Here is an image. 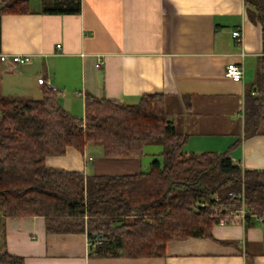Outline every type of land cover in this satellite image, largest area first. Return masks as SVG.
Instances as JSON below:
<instances>
[{
	"label": "crops",
	"instance_id": "crops-1",
	"mask_svg": "<svg viewBox=\"0 0 264 264\" xmlns=\"http://www.w3.org/2000/svg\"><path fill=\"white\" fill-rule=\"evenodd\" d=\"M40 1L31 0L28 14L0 16L3 94L39 98L45 79L67 111L83 116L88 95L135 102L161 93L177 132L188 137L185 152L230 150L242 168L264 169V134L244 136L245 97L264 54L262 26L249 19L244 0H82L77 14L40 13ZM238 29L242 42L233 35ZM17 54L31 60L18 65ZM229 63L243 65L241 81L225 75ZM92 148H69L46 165L114 175L149 166L143 157H93ZM4 222L9 253L26 264H264V223L257 217L216 224L213 238L172 241L165 256L145 258L90 255L87 234H50L43 216Z\"/></svg>",
	"mask_w": 264,
	"mask_h": 264
},
{
	"label": "trees",
	"instance_id": "trees-1",
	"mask_svg": "<svg viewBox=\"0 0 264 264\" xmlns=\"http://www.w3.org/2000/svg\"><path fill=\"white\" fill-rule=\"evenodd\" d=\"M244 2L264 40V0ZM32 10L31 0L0 3V16ZM81 10L82 0L39 5L43 14ZM244 124L245 138L264 134V54L246 93ZM187 141L161 93H145L135 102L88 95L83 116L67 111L49 87L39 98L0 93V264H26L7 249L6 218L43 216L50 234H87L90 255L128 258L163 257L169 242L213 238V226L243 207L246 223L264 219V169L242 168L230 150L187 153ZM93 143L109 158H141L147 145L161 144L162 159L120 175L46 165L47 157L69 148L83 153Z\"/></svg>",
	"mask_w": 264,
	"mask_h": 264
},
{
	"label": "built area",
	"instance_id": "built-area-1",
	"mask_svg": "<svg viewBox=\"0 0 264 264\" xmlns=\"http://www.w3.org/2000/svg\"><path fill=\"white\" fill-rule=\"evenodd\" d=\"M233 35L238 42L243 41V31L242 30H240V29L235 30ZM57 47L60 48L61 45L58 44ZM12 59H13L14 63H16L18 65H23V64H26L27 62H29L31 60V55H29V54H25V55L17 54V55H14ZM96 66L97 67L101 66V59L97 62ZM225 75L227 77L233 79L234 81H241L244 77V67L241 63H229L225 69ZM39 83L42 85H45L46 87L52 88L53 90L58 91V89L55 86H53L52 83L48 80L40 79ZM246 215H247V210L245 207H243L239 211L232 212V213L228 214L226 217L221 218L218 224H221V225L227 224L228 219H233V218H239L242 221H244Z\"/></svg>",
	"mask_w": 264,
	"mask_h": 264
},
{
	"label": "rangeland",
	"instance_id": "rangeland-1",
	"mask_svg": "<svg viewBox=\"0 0 264 264\" xmlns=\"http://www.w3.org/2000/svg\"><path fill=\"white\" fill-rule=\"evenodd\" d=\"M33 5V3H32ZM0 93H2L0 91ZM3 94V93H2ZM93 148L91 149V155L93 157H98V155H100L101 153H103V148L100 144H92ZM163 150V147L161 144H150L146 146V154L143 156L142 162L146 164V162L148 163L147 165H149V163L155 158H159L162 159L161 157V152ZM156 154V155H153Z\"/></svg>",
	"mask_w": 264,
	"mask_h": 264
},
{
	"label": "water",
	"instance_id": "water-1",
	"mask_svg": "<svg viewBox=\"0 0 264 264\" xmlns=\"http://www.w3.org/2000/svg\"><path fill=\"white\" fill-rule=\"evenodd\" d=\"M262 222L264 223V219L262 220Z\"/></svg>",
	"mask_w": 264,
	"mask_h": 264
}]
</instances>
